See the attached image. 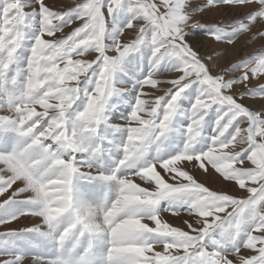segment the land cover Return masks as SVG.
<instances>
[{
    "label": "snow or ice",
    "instance_id": "6c2138e0",
    "mask_svg": "<svg viewBox=\"0 0 264 264\" xmlns=\"http://www.w3.org/2000/svg\"><path fill=\"white\" fill-rule=\"evenodd\" d=\"M0 264H264V0H0Z\"/></svg>",
    "mask_w": 264,
    "mask_h": 264
},
{
    "label": "rangeland",
    "instance_id": "374dc122",
    "mask_svg": "<svg viewBox=\"0 0 264 264\" xmlns=\"http://www.w3.org/2000/svg\"><path fill=\"white\" fill-rule=\"evenodd\" d=\"M58 3H62V4H71L74 2V0H57ZM196 2H200V0H196ZM235 13H225V15H234ZM217 18V14L216 13H210L209 14V20H214ZM195 40H196V43H197V46H200V47H203L206 43V37H205V33L203 30H200L198 32H196L195 34ZM260 47V44L257 42V43H253L251 44L248 48L245 49L246 52H252L254 49H258ZM228 60H234L235 59V56L233 54H228V56L226 57ZM222 63L224 62L223 60L221 61ZM194 97H190V98H187L185 99L183 102H182V107L184 108H190L191 107V102H192V99ZM182 124H186L187 121H181ZM209 183H211L212 181L209 179L208 181ZM25 221H21V223H24Z\"/></svg>",
    "mask_w": 264,
    "mask_h": 264
}]
</instances>
